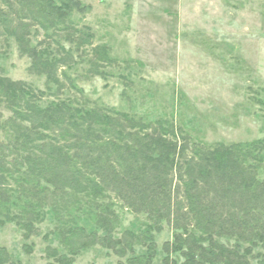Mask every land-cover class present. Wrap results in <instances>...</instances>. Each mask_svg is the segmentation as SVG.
<instances>
[{"label":"rangeland","instance_id":"obj_1","mask_svg":"<svg viewBox=\"0 0 264 264\" xmlns=\"http://www.w3.org/2000/svg\"><path fill=\"white\" fill-rule=\"evenodd\" d=\"M77 1L78 11L72 9L48 28L23 9L14 10L16 20L30 24L29 44L62 60L56 70L60 86L48 81V73L32 69L33 59L21 52L14 37H0V75L37 93L43 98L41 105L70 98L88 108L128 113L149 123L167 121L203 147L264 142V0ZM81 32L91 35L88 41ZM59 45L66 52H60ZM104 51L107 59H101ZM9 121L14 128L31 127L16 120L2 101L0 144L5 147L0 154H7L16 139ZM18 149L22 155L27 150ZM256 164L258 178L264 181V161ZM8 170L0 173V194L11 201L9 219L0 199V264H184L181 252L166 249L176 235L170 225L163 222L156 228L112 196L97 199L93 209L82 212L85 216L77 213L73 227L85 225L105 237L98 216L108 210L115 219L107 236L121 242L119 253L103 242L74 253L63 243L69 218L56 216L47 206H41L45 221L35 223L28 234L16 220L24 200L19 190L25 189L20 181L25 180V168L18 172L8 165ZM41 185L46 187L45 182ZM78 198L80 204L89 202ZM86 213H92L88 221ZM218 242L231 246L235 239ZM254 255L262 259L264 249L256 248Z\"/></svg>","mask_w":264,"mask_h":264},{"label":"trees","instance_id":"obj_2","mask_svg":"<svg viewBox=\"0 0 264 264\" xmlns=\"http://www.w3.org/2000/svg\"><path fill=\"white\" fill-rule=\"evenodd\" d=\"M79 5L77 0L59 4L55 0H0V37H14L21 52L33 59L32 69L48 73V81L60 86L56 70L62 60L29 44L30 24L16 20L14 10L23 9L48 28L58 25L72 9L78 11ZM81 36L86 41L91 37L85 32ZM59 47L66 52L64 46ZM106 54L101 53V59H107ZM42 99L22 83L0 75V103L6 102L16 120L31 126L14 128L9 121L16 139L7 154H0V173L9 172L8 165L18 172L25 168V180L20 179L25 189L19 190L24 200L16 220L28 234L33 233L35 223L45 221L41 206H47L56 216L69 218L64 223L68 229L63 243L71 245L74 253L100 242L119 253L121 242L107 236L115 219L108 210L98 216L105 237L85 225L73 227L77 213L93 209L99 198L112 196L134 214L145 215L156 228L163 222L170 225L176 235L166 249L181 252L184 264H264V256L258 260L254 255L256 248L264 249V181L258 178L256 164L264 161L263 141L203 147L167 121L149 123L128 113L88 108L70 98L41 105ZM20 145L27 154H19ZM4 147L0 144V149ZM7 158L14 159L8 163ZM79 195L89 202L80 204ZM0 199L11 219V201L4 193ZM37 201L44 202L38 206ZM91 215L86 213L87 221ZM224 237L235 239V244L219 243L218 238Z\"/></svg>","mask_w":264,"mask_h":264}]
</instances>
